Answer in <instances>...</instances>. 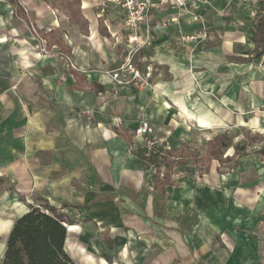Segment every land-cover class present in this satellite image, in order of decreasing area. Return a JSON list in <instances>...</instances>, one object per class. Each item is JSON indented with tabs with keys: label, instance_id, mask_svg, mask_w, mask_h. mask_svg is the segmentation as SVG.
<instances>
[{
	"label": "crops",
	"instance_id": "1",
	"mask_svg": "<svg viewBox=\"0 0 264 264\" xmlns=\"http://www.w3.org/2000/svg\"><path fill=\"white\" fill-rule=\"evenodd\" d=\"M79 1L87 29L73 23L62 0H0V191L9 193L2 175L17 186L0 199V264L34 194L57 208L64 203L76 221L67 224L65 248L78 264H264L253 237L264 213L259 155L224 173L212 164L176 172L177 185L162 192L141 164L146 142L134 134L146 119L155 145L169 139L177 150L195 129L220 128L226 119L264 127V55L254 42L264 0H244L252 17L240 12V0L154 9L152 45L134 59L149 76L143 89L108 73L128 50L123 11L112 4L98 17L92 0ZM203 25L208 38L182 41ZM33 27L60 56L40 54Z\"/></svg>",
	"mask_w": 264,
	"mask_h": 264
},
{
	"label": "trees",
	"instance_id": "2",
	"mask_svg": "<svg viewBox=\"0 0 264 264\" xmlns=\"http://www.w3.org/2000/svg\"><path fill=\"white\" fill-rule=\"evenodd\" d=\"M69 11L73 23L87 29L80 11L79 0H62ZM40 33V32H39ZM42 38L45 39L43 35ZM48 42V41H47ZM256 55H264V16L258 22L254 36ZM48 46L52 47L48 42ZM166 144L149 145L144 143L142 149L144 160L141 161L145 169L152 170L155 176V188L162 192L167 185L175 186L177 181L173 175L179 171L194 174L201 160L189 145L175 149H165ZM209 156L203 164L209 170L212 160H223L224 149L230 147L225 136L218 135L208 140ZM235 151L238 148L235 147ZM152 168V169H151ZM66 213L48 202L30 206V210L19 217L14 223L6 242V250L1 264H78L66 251L65 244L68 234L67 224H74ZM110 249L113 245L107 233L101 235ZM108 259L109 257L106 256Z\"/></svg>",
	"mask_w": 264,
	"mask_h": 264
},
{
	"label": "built area",
	"instance_id": "3",
	"mask_svg": "<svg viewBox=\"0 0 264 264\" xmlns=\"http://www.w3.org/2000/svg\"><path fill=\"white\" fill-rule=\"evenodd\" d=\"M93 6L98 10V17H103L110 9L111 5L118 6L123 11L124 25L128 31L127 42L128 50L125 60L121 65L108 73L119 85L130 84L137 89H143L148 86L149 76L136 65L135 56L141 48L152 45L153 34L151 17L154 9L176 8L181 11H189L199 9L204 4H209L210 0H193L191 7L189 6L190 0H92ZM201 18V16H200ZM178 21V17H168L163 19V24L167 25L169 22ZM35 35L39 38L41 43L40 51L43 53H50L51 49H57L56 46L49 47L44 38H42L38 30L33 27ZM208 38V31L206 26L203 25L201 31L195 35H184L182 41L185 44H190L194 41L200 42ZM72 66H76L72 63ZM152 124L143 119L134 129L136 137L144 138L145 136L153 133ZM149 145H153L154 141L147 140ZM165 149H170L171 144L165 143Z\"/></svg>",
	"mask_w": 264,
	"mask_h": 264
},
{
	"label": "rangeland",
	"instance_id": "4",
	"mask_svg": "<svg viewBox=\"0 0 264 264\" xmlns=\"http://www.w3.org/2000/svg\"><path fill=\"white\" fill-rule=\"evenodd\" d=\"M50 1L51 0H48V2ZM240 3H244L243 5L240 6L241 7V9H239L240 12L247 15V12L249 11L248 16L252 17L253 16L251 15L252 5L249 6L247 4V1H244V0H240ZM227 7L229 6L227 5ZM247 7L249 10L247 9ZM256 10L259 11V8H257ZM257 11H255L256 19H257ZM240 12L238 14H240ZM224 14L226 15L227 13L224 12ZM239 16H242V15H239ZM226 18H227V23H229L232 16L228 15ZM41 46L42 45L40 43V47ZM39 52L41 55H44V56H47V55L60 56L59 50L58 49L54 50L53 48L51 49L50 53H43L40 50ZM258 110L259 108L254 107L252 108V110H250V112H252L251 114L255 115L258 112ZM226 120L228 121H226V123L220 128L214 127L210 129H200V130L195 129V131L193 132L191 140H190L191 143L189 146L192 149L191 151H194V153H196L198 158H200L201 160L197 169L203 170V171L205 170V167L203 164L205 163L206 157L209 156L208 140L218 135H221V134L227 138L228 143H230L231 146L228 147L226 150L224 149V154L222 156L223 160H219V159L212 160V166L214 165L213 170H217L223 173L227 171H231L232 167H234L235 165L239 166L242 163L243 158H246L250 154L259 155L260 161H258L259 166L257 167L259 169H263L264 168V127H262L261 125L257 127L252 126L253 124L252 123L250 124L248 122L249 120L247 117H245V120H244L245 122H243V119H241L240 122L234 121L232 119H226ZM152 134H154V130H153V133H151L150 135L145 136L144 138L139 137L136 139V141H139L140 143H144L147 140H153ZM168 141L171 144H173L169 139L164 140V141L162 140L161 142L167 143ZM235 147L238 148V151H235L236 150ZM227 155H229V157H226ZM2 188L9 189L8 190L9 193L0 191V199L3 198L4 194H7L9 196V195H12L14 191H17V186H16V183H14V180L10 181L6 175H2L1 177V189ZM7 195L4 196V198H7ZM25 195H26L25 191L23 190L18 191L19 198H22L21 201L23 200L27 201V198H25ZM28 202H30L32 206V205H38L39 203H43L45 202V200L41 198L39 195L34 194L32 200H28ZM63 204L64 203H62V205ZM62 205H59L58 207L61 208L60 209L61 212L66 213L64 208H62ZM71 210L72 209H70L69 211L70 213H71ZM82 212L83 211L80 210L79 208L73 210L74 219L83 218ZM253 237L255 238L257 242H259L261 249H264V213L258 221L257 228L255 230Z\"/></svg>",
	"mask_w": 264,
	"mask_h": 264
}]
</instances>
